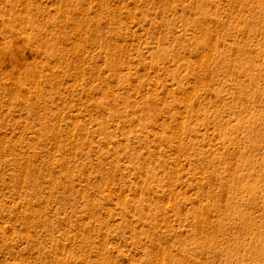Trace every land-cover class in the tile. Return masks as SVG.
I'll return each instance as SVG.
<instances>
[{
	"label": "rangeland",
	"instance_id": "1",
	"mask_svg": "<svg viewBox=\"0 0 264 264\" xmlns=\"http://www.w3.org/2000/svg\"><path fill=\"white\" fill-rule=\"evenodd\" d=\"M0 264H264V0H0Z\"/></svg>",
	"mask_w": 264,
	"mask_h": 264
}]
</instances>
